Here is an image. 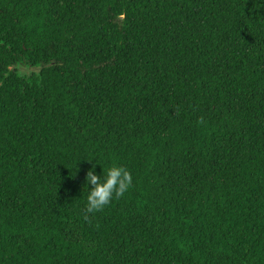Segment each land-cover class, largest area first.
Wrapping results in <instances>:
<instances>
[{
    "label": "trees",
    "instance_id": "1",
    "mask_svg": "<svg viewBox=\"0 0 264 264\" xmlns=\"http://www.w3.org/2000/svg\"><path fill=\"white\" fill-rule=\"evenodd\" d=\"M0 264H264V0H0Z\"/></svg>",
    "mask_w": 264,
    "mask_h": 264
},
{
    "label": "clouds",
    "instance_id": "2",
    "mask_svg": "<svg viewBox=\"0 0 264 264\" xmlns=\"http://www.w3.org/2000/svg\"><path fill=\"white\" fill-rule=\"evenodd\" d=\"M133 184L134 176L124 166L113 164L106 170L102 167V175H97L94 165L87 173L83 192L86 193V218L87 215L102 212L114 200L123 198L133 187ZM89 185H91L90 190Z\"/></svg>",
    "mask_w": 264,
    "mask_h": 264
}]
</instances>
